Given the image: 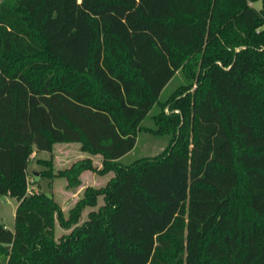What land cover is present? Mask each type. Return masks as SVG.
Masks as SVG:
<instances>
[{
	"label": "trees",
	"instance_id": "obj_1",
	"mask_svg": "<svg viewBox=\"0 0 264 264\" xmlns=\"http://www.w3.org/2000/svg\"><path fill=\"white\" fill-rule=\"evenodd\" d=\"M157 103L167 146L122 163ZM64 143L102 158L65 168L67 187L113 174L66 219L27 188L34 151ZM2 196L6 264H264V0H2ZM56 222L74 227L56 239Z\"/></svg>",
	"mask_w": 264,
	"mask_h": 264
},
{
	"label": "rangeland",
	"instance_id": "obj_2",
	"mask_svg": "<svg viewBox=\"0 0 264 264\" xmlns=\"http://www.w3.org/2000/svg\"><path fill=\"white\" fill-rule=\"evenodd\" d=\"M251 4L256 9H259L261 6L260 1ZM164 60L165 58L162 55L153 54L152 61H148L152 64L149 70L151 75L158 74L159 77L161 76V72L165 73L166 70L162 67ZM183 78V74L180 72L170 73V75L166 73V80L159 95V102L167 99L173 89L184 82ZM159 109V104L157 103L142 120V129L138 133L135 147L120 159L122 163L129 164L143 156H155L165 149L169 141V135H161L156 130H153L155 129L153 116L159 112ZM164 111L167 112V108ZM52 150V154L48 151H34L32 154L27 166L28 194L44 192L52 195L61 208L62 216L66 219L70 210L83 197L86 187L102 188L113 174L107 173L101 176L96 172L86 170L80 176L79 187H67L66 179L61 176V172L75 162L89 156V154L82 152L76 143L55 144ZM90 157H92L94 166L101 168L102 158L98 155ZM16 204V200L13 197L2 196L0 198V223L6 225L10 230L14 228ZM100 205H102L101 199L98 201V206ZM98 206L94 209H97ZM91 209L93 208L86 207L84 209L80 222L84 221L88 211ZM56 224V239L66 235L74 227L71 226L65 229L58 222ZM0 264L6 263L0 261Z\"/></svg>",
	"mask_w": 264,
	"mask_h": 264
},
{
	"label": "crops",
	"instance_id": "obj_3",
	"mask_svg": "<svg viewBox=\"0 0 264 264\" xmlns=\"http://www.w3.org/2000/svg\"><path fill=\"white\" fill-rule=\"evenodd\" d=\"M90 156V155H89ZM92 158V157H91ZM6 226V225H5ZM6 228H8L7 226H6ZM9 229V228H8Z\"/></svg>",
	"mask_w": 264,
	"mask_h": 264
}]
</instances>
